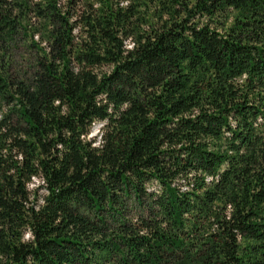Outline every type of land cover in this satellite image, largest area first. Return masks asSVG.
Masks as SVG:
<instances>
[{
	"label": "trees",
	"instance_id": "obj_1",
	"mask_svg": "<svg viewBox=\"0 0 264 264\" xmlns=\"http://www.w3.org/2000/svg\"><path fill=\"white\" fill-rule=\"evenodd\" d=\"M161 2L0 0V264H264V0Z\"/></svg>",
	"mask_w": 264,
	"mask_h": 264
},
{
	"label": "rangeland",
	"instance_id": "obj_2",
	"mask_svg": "<svg viewBox=\"0 0 264 264\" xmlns=\"http://www.w3.org/2000/svg\"><path fill=\"white\" fill-rule=\"evenodd\" d=\"M64 1V0H62ZM132 1V0H131ZM136 1V0H135ZM162 0H139L140 2V9L141 14L143 15V18L145 20V23L142 25L143 29H150L152 26H157L162 22L164 19L168 18V15L166 12V8H168L166 5L163 6ZM165 4L170 6V8H174L176 12L182 13V8L186 5H191L193 0H180V4H175L173 2H169L168 0H164ZM121 4L125 5L130 2V0H120ZM80 9L79 12L84 10V6H78ZM78 12V13H79ZM177 14V13H176ZM178 15V14H177ZM183 15V14H182ZM198 20L199 23H208L212 27H216L218 29H221L223 27H226L229 25L231 17H227L225 20L224 15H217L212 18H198L195 19ZM83 30L80 29V27H77L75 30V33L77 35H83ZM36 39V36H35ZM126 44H129L128 40L126 41ZM129 46V45H128ZM12 58L15 59L14 68L15 70L24 71L25 73H29L30 69L33 67L36 61V52L34 50H31L27 45H25V42L23 39L16 42L15 47H13L12 50ZM104 71H107L109 69L108 66H103L101 68ZM104 121H95L90 130L89 133L86 135V139L90 141H94L93 144H97L100 141V134L102 131ZM41 181L39 178L35 177L32 178L31 181L27 184L28 189L36 192L37 195H40L43 193L44 190L40 188ZM129 207L131 210V216H134L135 214L139 213V206L135 202H129ZM29 237V234L26 233L24 235V238L27 239Z\"/></svg>",
	"mask_w": 264,
	"mask_h": 264
}]
</instances>
